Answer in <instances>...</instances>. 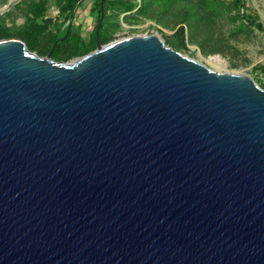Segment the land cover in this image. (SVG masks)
<instances>
[{
	"label": "water",
	"instance_id": "water-1",
	"mask_svg": "<svg viewBox=\"0 0 264 264\" xmlns=\"http://www.w3.org/2000/svg\"><path fill=\"white\" fill-rule=\"evenodd\" d=\"M100 26L0 40V264H264V88Z\"/></svg>",
	"mask_w": 264,
	"mask_h": 264
},
{
	"label": "trees",
	"instance_id": "trees-1",
	"mask_svg": "<svg viewBox=\"0 0 264 264\" xmlns=\"http://www.w3.org/2000/svg\"><path fill=\"white\" fill-rule=\"evenodd\" d=\"M82 1L53 0L58 14L52 17L48 15L49 0H23L18 4L24 18L22 24L8 26L5 17L0 15V40L17 38L40 56L51 53L53 59L67 62L97 48L96 27L99 22L100 42L107 44L115 40L114 33L120 26L121 15L126 21L142 15L161 23L171 14L167 21H174L171 26L179 27L168 43L177 50L187 47V37L204 51L218 53L220 49L216 45L207 44L208 33L201 37V41L198 40L201 31L209 30L218 22L231 26L233 38L250 27L263 29L258 17L248 13L245 0H141L140 3L137 0H92L90 11L96 15V23L87 41L79 32L72 31L74 17Z\"/></svg>",
	"mask_w": 264,
	"mask_h": 264
},
{
	"label": "rangeland",
	"instance_id": "rangeland-1",
	"mask_svg": "<svg viewBox=\"0 0 264 264\" xmlns=\"http://www.w3.org/2000/svg\"><path fill=\"white\" fill-rule=\"evenodd\" d=\"M22 1L0 0V15L5 17L8 26L20 25L24 22L18 7ZM137 1L141 2V0ZM49 2L48 15L55 17L58 14V9L53 4V0H49ZM245 2L248 13L258 17L263 29L250 27L233 38L230 35L231 26L218 22L211 25L209 30L201 31L200 38L198 37V40L201 41V37L208 33L207 44L209 46L216 45L220 49L218 53L204 51L196 42L188 41L187 37L185 41L187 47L178 51L205 64L214 71L248 75L264 87V0H245ZM91 5L92 0L82 1L77 8L72 28L73 32H79L87 41H89L90 32L96 23V15L90 11ZM169 19H171V14H168L165 21L161 23L142 15H136L132 21H126L124 15H121L119 17L120 26L114 36L116 39H121L129 36L156 34L170 46L168 42L173 40L179 25L171 26L174 21H167Z\"/></svg>",
	"mask_w": 264,
	"mask_h": 264
}]
</instances>
